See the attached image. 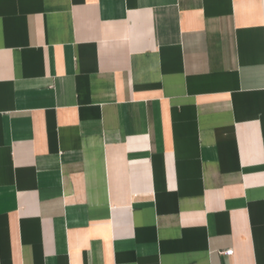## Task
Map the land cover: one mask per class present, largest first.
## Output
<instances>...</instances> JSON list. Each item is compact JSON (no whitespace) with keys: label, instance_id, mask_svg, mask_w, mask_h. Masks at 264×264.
Wrapping results in <instances>:
<instances>
[{"label":"crops","instance_id":"crops-1","mask_svg":"<svg viewBox=\"0 0 264 264\" xmlns=\"http://www.w3.org/2000/svg\"><path fill=\"white\" fill-rule=\"evenodd\" d=\"M0 264H264V0H0Z\"/></svg>","mask_w":264,"mask_h":264},{"label":"built area","instance_id":"built-area-1","mask_svg":"<svg viewBox=\"0 0 264 264\" xmlns=\"http://www.w3.org/2000/svg\"><path fill=\"white\" fill-rule=\"evenodd\" d=\"M227 253H228V254H232V253H233V249H229V250L227 251Z\"/></svg>","mask_w":264,"mask_h":264}]
</instances>
